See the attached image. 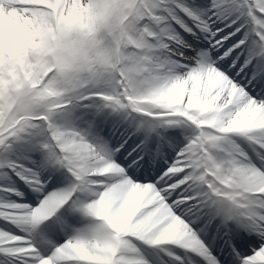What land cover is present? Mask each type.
<instances>
[{
    "label": "snow or ice",
    "instance_id": "obj_1",
    "mask_svg": "<svg viewBox=\"0 0 264 264\" xmlns=\"http://www.w3.org/2000/svg\"><path fill=\"white\" fill-rule=\"evenodd\" d=\"M36 65L62 96L33 87ZM93 107L117 115L69 122ZM261 108L264 0H0V152L42 155L0 161L39 194L0 203L21 228H0V264H264ZM49 169L68 184L49 190ZM65 212L90 223L59 242Z\"/></svg>",
    "mask_w": 264,
    "mask_h": 264
},
{
    "label": "rangeland",
    "instance_id": "obj_2",
    "mask_svg": "<svg viewBox=\"0 0 264 264\" xmlns=\"http://www.w3.org/2000/svg\"><path fill=\"white\" fill-rule=\"evenodd\" d=\"M97 103L102 104L103 101L99 100ZM96 113H101V114H106L109 115L110 117H114L117 114L111 112L110 109L106 108H97L93 107L90 109H83V108H78L75 110L74 114L68 117V120L70 123H73L75 126H78L79 128H85L87 127V121L90 120L93 116V114ZM59 123H64V118L61 117L58 120ZM105 128V132H106ZM190 134V129H188L182 136L181 139H184V136ZM245 147L247 145L245 144ZM250 151V149H249ZM6 159H11L15 161L18 164L25 165L28 167H36L39 162L42 160V155L38 151H35L33 149V145L31 141H21L14 145L13 149L8 152V153H3L0 152V161L6 160ZM35 161L36 163H33ZM52 175L54 177H59L58 180L54 179V182L50 184V186L53 187H64L68 184V180L64 177V174L61 171H53L49 169V171L45 172V177ZM8 189H18L20 192L24 193L23 196L17 195L15 192L9 193L7 190ZM30 195V196H29ZM38 193L34 192L27 183L23 179L20 178L16 174L15 171H13L12 168L10 167H0V203H3L5 201H8L9 199L13 202L17 203H22V204H33L35 205L36 203L39 202L38 200ZM24 196H29L32 197L33 199H37V202H30L28 200H22L20 197ZM67 218H69V221L73 222L71 225V228L68 230L65 235L69 234L72 232V229H77L84 227L87 219L86 217L82 216L81 214L77 213L80 218L78 219V216L75 217L74 213H68L65 212ZM76 214V213H75ZM80 220L79 222L80 225H74L75 220ZM74 220V221H73ZM0 228H4L9 231H14L17 234L21 232V228L17 225L11 224L10 222L4 220L3 218H0ZM178 251H181L180 249H177ZM152 256L155 257L154 260L160 261L162 260H168L169 258L167 257L166 254L164 253H159V255H155L152 253V250L149 251ZM2 257V255H0Z\"/></svg>",
    "mask_w": 264,
    "mask_h": 264
},
{
    "label": "clouds",
    "instance_id": "obj_3",
    "mask_svg": "<svg viewBox=\"0 0 264 264\" xmlns=\"http://www.w3.org/2000/svg\"><path fill=\"white\" fill-rule=\"evenodd\" d=\"M98 12H102V10L98 9ZM55 66H49L46 69H42L39 65H36L33 67L32 72L35 77H38L35 79L33 87H40L43 85V88H41V94L45 98L48 96L52 97H60L63 95L65 89L61 86L62 80H54V79H48L46 83V78L49 77V73L53 72V68ZM42 72V74H40ZM179 76V74H177ZM145 104L147 107H158L159 105L148 98H145L141 101H135ZM259 111L264 112V108L259 109ZM110 171V170H109ZM220 172V175L223 177L224 182L227 186L232 187L233 189H239L244 187L246 184L250 183L252 177L249 176L247 173H245L242 169L241 170H235V171H227L223 169L218 170ZM101 175H106L107 172H101ZM258 191H264V188L258 189ZM98 219H103V214H101ZM115 229H119L121 226L117 225L115 222L111 225ZM79 248V246H77ZM84 250V249H80Z\"/></svg>",
    "mask_w": 264,
    "mask_h": 264
},
{
    "label": "bare ground",
    "instance_id": "obj_4",
    "mask_svg": "<svg viewBox=\"0 0 264 264\" xmlns=\"http://www.w3.org/2000/svg\"><path fill=\"white\" fill-rule=\"evenodd\" d=\"M51 188L52 187H50V185H49V190H51ZM22 200H28V201H30V202H37V199L35 200V199H33L32 197H29V196H24V197H20ZM73 214V213H72ZM75 214V213H74ZM76 215H77V213H76ZM86 219H87V222H86V224H85V226L88 224V223H90V219L89 218H87L86 217ZM150 251V250H149ZM151 259H154V256H152V257H150Z\"/></svg>",
    "mask_w": 264,
    "mask_h": 264
}]
</instances>
